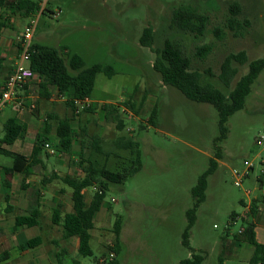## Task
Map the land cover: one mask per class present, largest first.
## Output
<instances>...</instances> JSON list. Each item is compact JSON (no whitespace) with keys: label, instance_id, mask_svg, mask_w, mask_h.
Here are the masks:
<instances>
[{"label":"rangeland","instance_id":"374dc122","mask_svg":"<svg viewBox=\"0 0 264 264\" xmlns=\"http://www.w3.org/2000/svg\"><path fill=\"white\" fill-rule=\"evenodd\" d=\"M234 2L241 8L237 18L243 23L247 21L242 35L226 26L233 15L229 6ZM180 5L192 6L208 16L202 36L170 26L172 13ZM14 8L8 5L3 15L8 18L9 27L23 32L27 18L18 24L12 12ZM36 17L34 42L62 51L65 58L77 53L85 67L94 64L112 67V76L97 75L92 98L107 99L113 104L130 99L136 106H140L144 96L146 100L138 113L129 106L121 107L125 111L122 113L126 123L123 130H119L111 119L82 113V120L73 125L76 143L71 155L56 150V153L50 152L51 147L56 149L58 141L54 127L57 122L51 120L54 126L47 139L50 147L43 150L48 171L46 180L39 175L27 186L41 187L46 193L40 225H16L15 215L24 211H7L6 195L0 193V252L9 254L0 264H60L57 255L63 251L62 264H108L114 258H111L110 246L115 244L113 226L119 216L123 223L120 250L115 256L117 264H178L190 258L192 251L183 245L182 239L187 225L186 212L194 202L191 190L209 167L210 158L216 157V151L220 152L221 158L217 169L208 177L206 199L197 209L190 245L194 252L205 255L201 264H220L221 238L228 232L231 214L244 212L241 201L245 203L255 195L264 194V186L256 179L258 176L264 179V168L256 158L260 151L256 139L264 131V69L253 84L244 108L230 116L226 138L216 143L215 138L219 135L216 108L210 103L187 98L174 86L164 85L153 68L154 51L142 45L140 38L145 28L151 27L154 48H161L166 39L181 44L191 59L192 69L202 72V82L228 93L229 88L219 78L226 56L244 50L252 61L264 55V0H46L45 13H37ZM202 45H209L211 50L205 56H198L197 51ZM238 66L233 86L248 70L247 64ZM31 95L32 99L22 97V100L25 108L36 113L43 102L37 83ZM32 103L35 107L31 108ZM95 104L101 106L102 102ZM155 104L159 110L158 125L150 126L148 118ZM50 107L61 118L70 114L63 102ZM31 111H24L30 119L23 137L13 144H6L8 149L24 151L37 140V131L45 124V109H40L39 117ZM17 113L13 106L3 108L0 113L1 138L5 134V122ZM84 125L87 132L82 134L80 126ZM119 135L139 141L143 168L123 183L109 185L91 230L93 254L80 255L77 237H63L62 226L52 222L57 200L62 203V213L71 210L72 189L49 170L57 168L61 176H80L83 171L78 161L80 143L82 140L89 143L93 136H101L104 148L116 152L107 159L108 168L121 170L130 165L131 153L129 149H115L113 142ZM90 153L87 148L85 155ZM92 156L100 162L104 160V156L94 151ZM245 159H253L255 167L242 186H237L233 169H243ZM12 164V157L0 153L1 166ZM36 170H41L39 165ZM5 178L6 175L0 172V188ZM24 184L17 177L12 195L25 193ZM247 189L253 191L250 196L245 192ZM93 194V187L86 189L88 202ZM29 197L35 198L33 194ZM54 199L57 200L54 202ZM231 224V234L226 236L229 239L238 233L241 221ZM37 235L42 237V243L28 247L26 241Z\"/></svg>","mask_w":264,"mask_h":264},{"label":"trees","instance_id":"16d2710c","mask_svg":"<svg viewBox=\"0 0 264 264\" xmlns=\"http://www.w3.org/2000/svg\"><path fill=\"white\" fill-rule=\"evenodd\" d=\"M8 5L14 6L16 9L25 15L38 13L41 9L39 0H0V9L6 8ZM233 14L226 23V26L231 28L237 34H243L244 27L247 21L241 22L237 18L240 12V4L234 2L229 6ZM4 15H0V30L6 25L3 20ZM208 16L200 12L192 6L180 5L176 7L171 17V27H177L181 30L193 33L195 36H202L208 24ZM140 43L150 47L155 53L153 68L157 71L164 85H170L178 88L187 98L197 101L212 104L218 111V128L219 135L215 138V142L219 143L226 138L228 132V120L236 111L241 110L245 106L246 98L252 90V86L256 79L264 69V55L258 59L249 61L247 52L242 50L237 53H230L226 56L219 73L220 80L229 88V92H223L211 83L202 82V72L197 69H192L191 59L185 53L181 44L166 39L161 48H154V34L151 27H146ZM211 50L209 45H202L198 51V56H205ZM237 63V65H236ZM239 65L247 64L248 70L244 73L233 86V81L239 72ZM29 67L39 77L38 84L39 94L42 97L50 98L52 95L51 88L56 87L60 95L65 96V105L71 110L70 116L60 118L55 114H49L48 118L56 120L57 128L56 135L58 141L55 144L57 152L72 154L74 144V132L72 121L80 114V112H91L94 110L92 105L86 106L82 111L78 112V100L90 98L95 88L96 77L99 73H105L109 76L114 74L112 67L101 64H94L85 67L84 61L80 55L73 53L69 58H65L62 51L50 46L32 43V50ZM2 86L0 85V95ZM146 96L143 97L140 106L143 105ZM129 106L136 113L140 106H136L135 101L127 100L120 104L106 103L103 109L106 113V118L115 122L119 130H123L126 126L123 120L124 113L121 107ZM158 105L155 104L148 118L150 126L158 125ZM50 123L47 121L46 135L40 133L37 137V142L33 147L30 156H26L19 152L11 151L3 146V144H12L18 139L23 132V125L16 118H9L4 124L5 134L0 139V153L13 158L11 166H1L0 171L6 175L4 184L9 187L11 177L15 172L29 174L33 167L42 162L44 146L49 139L48 133ZM82 134L87 132L86 127L81 128ZM218 145V144H217ZM115 149H129L131 153L130 165L123 166L121 170L113 171L108 168L107 159L111 154H116L114 150L105 149L103 139L99 136H93L89 143L85 141L81 145L80 164L84 166V177L66 176L63 181L72 188V211L62 213L60 206L54 208L52 212V222L56 225H61L63 229V237L71 238L78 237V251L80 255H92L93 251L90 245L91 230L94 228V218L97 212L101 209L106 192L111 183H123L130 176L135 175L143 168L141 159L140 143L133 137L119 135L114 140ZM90 149L91 153L86 156V149ZM92 151L104 156L103 162L93 158ZM221 154L216 151V157L210 158L209 167L199 176L197 184L192 188L193 206L187 210V225L183 231L182 243L188 247L192 253L190 258L181 260L178 264H201L205 258L202 253L194 252L190 245L191 228L196 221V212L198 207L206 199V189L208 186V177L217 169ZM57 177V176H55ZM46 180V178H45ZM262 185L264 184L263 177L257 179ZM25 186V184H24ZM93 187L94 194L90 202L86 200L87 188ZM8 198V196H6ZM244 203V201H241ZM245 204V203H244ZM259 204L264 206V194L252 200L251 214L255 217L259 210ZM11 211V207L7 208ZM238 213L231 214L232 219ZM41 210L39 206L32 209L29 214L18 215L15 219L17 225L28 227L40 224ZM122 218L119 216L115 220L113 226L114 245L110 249L115 253L120 250V235L122 230ZM253 221L245 224V230L239 237L251 243L255 247L254 255L250 264H264V244L259 243L255 238ZM42 242L40 236L29 239L26 244L28 247H35ZM58 254L57 260L62 264L63 254ZM9 257L7 251L0 252V262ZM108 264H117L114 257Z\"/></svg>","mask_w":264,"mask_h":264},{"label":"crops","instance_id":"0c3cea01","mask_svg":"<svg viewBox=\"0 0 264 264\" xmlns=\"http://www.w3.org/2000/svg\"><path fill=\"white\" fill-rule=\"evenodd\" d=\"M39 1L41 3V9L39 10L38 13H40V12L41 13H45L46 0H39ZM4 10H5V8H3L1 10L2 12H0V15H3V11ZM12 12L14 13V17L16 16V19L19 22L18 24H20V22H23V20L27 18V20H26V22L24 24V27L29 22L30 18L33 16L32 14L25 15L21 11H16V8H14V10ZM20 16L22 18H19ZM3 18H4L3 20L5 21L6 25L0 30V85L2 87H3V84H4L5 80L12 73L14 65H15V62H16L17 58L20 56V47H19L18 37L22 33L21 31H17L14 26H10L9 27V24H7L8 18L5 19V16ZM34 37H35V34L33 36V42L32 43H38V42H34ZM38 44H42V43H38ZM42 45H44V44H42ZM39 81H40L39 77L37 75H35L34 78L26 86H24L23 88H21L19 90V94L23 98L32 99L31 90L33 89V86H35V83L39 84ZM51 92H52V95H51L50 98L42 97L39 94L41 99L43 100V102L41 101V104L39 105V108L37 109L36 113L32 112L30 109L21 108L17 104H14V103L7 105V106H13L18 111L16 117H14V118H16L17 121L20 124H22L23 128H24L23 132H22V135L19 138L23 137L24 132L29 127L28 120L30 119V117L25 114L24 111H26V110L31 111L34 115L39 117L40 116V109H45V114H44V122H45V124H44V127H43V129L40 128L37 132H38V135L40 133H45V135H46V127H47V121H48L50 123V125H51L50 128H49L48 136H50V134H52L51 133L52 129H53L52 126H54V125L51 124V119L48 118V115L49 114H55L56 116H58L60 118H61V116H59L58 113L55 110L53 111V109H51L50 106H51V104H59V103H62V102L64 103L65 97H62V95L59 94L58 89L56 87H52L51 88ZM89 99H90V105H92L94 107V110L91 111V112H80V114L78 116H76V118L72 121V127H73L75 121L82 120L81 119L82 113H92V114H96V116H98L100 118L101 117L106 118V113H105V110L103 109V105L106 104V103L108 104V103H112V102L107 101V99L105 101L103 99H94V98H92V96ZM124 100L125 99L123 98L122 101H124ZM98 102H102V105L99 106V105L95 104V103H98ZM49 103H50V105H49ZM32 104H34V103H32ZM34 107H35V104H34ZM3 108L0 110V113L3 111ZM71 114H72V112L70 110L69 116ZM55 124H56V126H54V127H55V134H56L57 123H55ZM82 127H86V125L80 126V131L82 130L81 129ZM73 132H74V128H73ZM38 135H37V137H38ZM99 137H101V136H99ZM0 139H1V137H0ZM36 142L37 141H35V143H33L31 146L28 147V149H25L24 151H22V150H20V151L11 150V151L19 152V153H22V154H24L26 156H30L31 153H32L33 147L35 146ZM82 142H83V140L80 143L79 152H81ZM13 143H15V141ZM75 143L76 142H75V139H74L73 149H74ZM3 146L5 148H7L6 147V143L3 144ZM45 147H46V144L44 146V149H45ZM72 152H73V150H72ZM55 153H56V151H55ZM41 159H42V162L40 164H38L40 166V168H41L40 171L36 170V167H38V165H36V166L33 167V170L29 174H25V173H22V172H15L12 175V178H11L12 181L10 183V186L7 187L5 184H3V187L0 188V193H2V195L8 196V198H5V200L7 202L8 207L9 206L11 207V210H14V209L18 210L19 209V210H23L25 212V213L23 212L21 214L17 213L15 215L16 217L18 215H22V214H29V212L32 209H34L35 207H37V206H39V208L41 210L42 203L46 201V197H45L46 193L41 187H34V186L27 187L30 184H33V181L37 180L38 177H40L39 175H42L44 178H46V173H48V171H46V161L44 160L43 156L41 157ZM78 161H79V164H80V160H78ZM80 166H81V164H80ZM81 167H82L83 171H82V174L80 176H77L78 178L84 177V175H85L84 166H81ZM49 171H51L53 173L52 175L57 176L60 179H63L66 176H70V174H65V176H61L59 174L57 168H55L54 170H49ZM0 172L4 173L3 171H0ZM17 177L20 178L22 184H23V181L25 182L24 188L26 189V191L23 194L20 192V193H18L16 195L15 194L12 195L11 189H12V186L14 184V180ZM249 177H250V174H249ZM259 177L260 176H258L256 179H258ZM263 186H264V184H263ZM84 191L86 192V190H84ZM70 193L72 195V192H70ZM30 194H33L35 196V198L33 200L29 197ZM256 197H258V195L254 196V198H256ZM57 199H54V202ZM71 202H72V199H71ZM246 202L247 201H245V204H246ZM242 204L245 206L244 203H242ZM58 206H60V209L62 211V203L60 201L58 202V200H57L54 208H56ZM70 206L72 207V203L70 204ZM54 208H53V210H54ZM258 210H259L258 214L255 217H253V224H254L253 230H254V233H255L256 240L259 243L264 244V206L263 205H259ZM70 211H72V208H71V210L66 211V212H70ZM41 215H42V210H41ZM41 215H40V218H41ZM16 217H15V219H16ZM95 217H96V215H95ZM232 220L233 219L231 218L230 226L227 228L228 232L226 233L225 236H223L221 238L222 246H221L220 253H219L220 264H250V261H251L253 255H254L255 247L251 243H249L246 240H244L243 237H239L237 233L234 234L233 239L226 238V236L231 234V232H229V231H230V228H231V225H232L231 224ZM18 226H20V225H18ZM22 226H24V225H22ZM36 226H38V225H36ZM37 236H40V235H37ZM32 238H34V237H32ZM32 238H30V239H32ZM76 243H77V245H79L78 237L76 238ZM39 245H37V246H39ZM247 245H249V246H247ZM37 246H35V247H37ZM30 248H34V247H30ZM20 254H22V252H20ZM202 263H203V261H202ZM258 264H261V263H258Z\"/></svg>","mask_w":264,"mask_h":264},{"label":"built area","instance_id":"2783aa9c","mask_svg":"<svg viewBox=\"0 0 264 264\" xmlns=\"http://www.w3.org/2000/svg\"><path fill=\"white\" fill-rule=\"evenodd\" d=\"M36 15L30 18L29 22L24 27L23 32L18 37L20 56L15 62L12 73L8 76L3 84L2 93L0 95V110L12 103L17 104L21 108H25L24 101L22 100V96L19 94V90L26 86L36 75L28 65L31 56L33 36L37 27L38 18ZM62 97L65 96L62 95ZM77 105V111L80 112L84 107L90 105V99L85 98L83 100H78ZM30 107H34V104H31ZM256 143L260 148L256 158L258 159V162L262 168H264V131L257 137ZM46 147H50V145L46 143ZM50 152L55 153V150L50 148ZM254 167L255 162L253 159H245L243 169L234 168L233 174L235 177V184L237 186H242L244 179L249 177V174L254 170ZM245 192L249 196L253 193L251 189H247ZM251 204L252 198L249 199L245 204L244 212L242 214H237L232 220V223L241 221V225L238 229L239 234L244 232L246 223L253 221V216L251 214ZM113 257H115V254L111 252V258Z\"/></svg>","mask_w":264,"mask_h":264}]
</instances>
